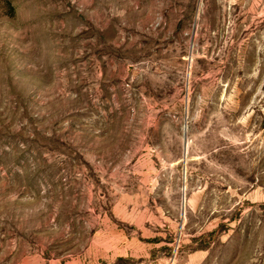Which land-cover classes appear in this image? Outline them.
I'll use <instances>...</instances> for the list:
<instances>
[{"label": "rangeland", "instance_id": "obj_1", "mask_svg": "<svg viewBox=\"0 0 264 264\" xmlns=\"http://www.w3.org/2000/svg\"><path fill=\"white\" fill-rule=\"evenodd\" d=\"M0 264H264V0H0Z\"/></svg>", "mask_w": 264, "mask_h": 264}]
</instances>
